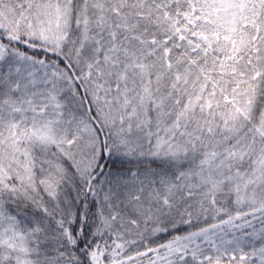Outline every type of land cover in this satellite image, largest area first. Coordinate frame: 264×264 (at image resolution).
I'll use <instances>...</instances> for the list:
<instances>
[{"label": "snow or ice", "instance_id": "obj_1", "mask_svg": "<svg viewBox=\"0 0 264 264\" xmlns=\"http://www.w3.org/2000/svg\"><path fill=\"white\" fill-rule=\"evenodd\" d=\"M0 264H264V0H0Z\"/></svg>", "mask_w": 264, "mask_h": 264}]
</instances>
